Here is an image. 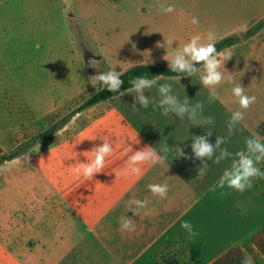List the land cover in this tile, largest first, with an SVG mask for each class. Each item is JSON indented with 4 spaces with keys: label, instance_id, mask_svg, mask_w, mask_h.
Wrapping results in <instances>:
<instances>
[{
    "label": "crops",
    "instance_id": "crops-1",
    "mask_svg": "<svg viewBox=\"0 0 264 264\" xmlns=\"http://www.w3.org/2000/svg\"><path fill=\"white\" fill-rule=\"evenodd\" d=\"M56 1L66 5L63 23L71 40H74L73 26L80 23L96 39H107L108 44L117 46L132 43L169 46L168 40H173L172 45L181 44L176 41L190 40L196 34L206 37L209 32L221 39L245 30L264 17V0H69L79 8L82 18L78 20V15L69 11L66 0ZM108 1L116 12L112 17L118 23L116 28L129 32H118L114 26L106 28L109 32L100 31L105 28L95 26L93 21L100 19L96 12ZM137 1L141 5L137 11L139 17L132 23L127 22L128 16L121 17V12L128 13L137 6ZM160 3L174 5L175 11L162 13ZM51 6V0H44L42 8L34 4L23 10V0L4 6L0 0V47L7 33L18 44L22 43L26 31L28 37L36 35V24L42 21L38 16L49 18ZM193 17L198 18L197 25L191 23ZM133 31H140L139 37L135 38ZM62 89L51 91L48 105L44 104L43 108L51 109L53 93H60ZM32 109L37 108L32 106ZM160 118L142 120L141 125L162 124L165 128ZM140 126L120 115L118 108L106 109L60 150L45 151L33 160L24 159V154L2 164L1 203L5 202L2 191H14L24 184H29L27 194H34L37 200L34 201L35 212L30 219L23 220V224L21 219H15L16 215H10L7 224H12L0 226V264H172L174 258V264H212V254L221 248L214 246L211 220L207 226L206 193L176 183L179 178L170 173L168 167L152 169L148 164L142 167L139 176L120 174L127 166L124 149L131 147L135 151L148 146L138 129ZM1 131L0 137L5 136V130ZM103 139H108L114 147L103 171L90 180L76 177L72 166L91 159L89 151L102 144ZM157 183L168 185L166 198L161 199L149 191L148 185ZM134 198L148 201L139 216L128 211L127 202ZM7 202L14 210L20 205L14 197ZM200 205L204 213L198 215ZM122 216L132 218L136 226L134 232L121 231ZM184 221L191 222L196 235L190 236L181 228ZM200 221L204 222L202 231L197 230Z\"/></svg>",
    "mask_w": 264,
    "mask_h": 264
},
{
    "label": "rangeland",
    "instance_id": "rangeland-1",
    "mask_svg": "<svg viewBox=\"0 0 264 264\" xmlns=\"http://www.w3.org/2000/svg\"><path fill=\"white\" fill-rule=\"evenodd\" d=\"M14 1L18 0H2V6ZM51 1L49 18L38 16L42 21H37L36 35L28 37V31H26L22 43L18 44L11 38V34L7 33L0 47V128L5 130V136L0 137V147L5 151H11L17 144L47 130L52 124L71 114L79 105L95 94L97 89L102 87L92 79V76L98 72L107 71L109 68L123 72L140 63L168 67V61L163 57L166 54L170 57L174 51L181 49L189 41L177 40L176 42H181V44L164 47L144 46L135 43L110 45L107 43V39H96V36L80 23L73 26L74 40H71L66 34L63 23V12H66L63 11V8L66 5H63L62 1ZM67 2L69 11L78 15V20H81L77 5L69 0ZM34 4L38 8H42L44 0H23V6H25L23 10L30 5L34 7ZM87 4L89 2H86ZM95 8L97 9V6ZM139 9H141V5L137 1V6H133L128 13L121 12L120 16H128L127 22L131 21L132 23L136 17H139V13H137ZM132 10H134L133 14ZM96 13L99 14L100 19L93 23L97 28H99L98 26L105 28L100 31L109 32L107 29L118 26L117 21L114 22L112 19L116 12L109 1ZM96 13L94 14L95 18L98 15ZM116 31L129 32L124 29ZM33 33L35 32L33 31ZM139 33L140 31H133L134 37H139ZM218 40H220L219 37L215 42ZM223 52L226 54L230 52L232 55L228 61H225L224 68L230 72L233 82L229 83L226 80L217 86L216 91L219 98L212 102H209L208 99L209 90L200 83L199 73L192 77L181 76L180 80L172 77L158 82V84H170L172 94L181 100L188 99L190 104L202 102L204 104L203 114L213 119L212 125L204 127L192 125L187 116L180 119L175 113L163 117L161 111L159 109L153 111L151 105L145 109L137 104L134 110L135 96L128 94L119 99H111L97 108L75 114L68 124L55 133V142L52 146L39 143L25 155L24 159L33 160L39 155H43L45 151L60 150L65 147L66 143H71V140L79 132L106 109L118 108L120 115L138 126L141 125L142 120H156L161 117L160 119L166 124L165 128L162 124L155 126V124L146 123L138 129L145 137L147 145L158 147L160 142L166 139V143L170 148L173 147V151L169 153L164 164H149L148 166L152 169L168 167L171 169L169 172L174 173L177 179L179 178L176 183L187 187H196L198 193L207 194V226L211 220L212 233L215 237L214 246L221 248V251L212 254L213 260L215 261L226 254L232 247L238 246L248 253L253 264H264L263 254L252 243L253 236L264 228V179L254 180V186L243 193L227 187H217L215 191H211L210 189L218 183L225 169L230 167L231 159L223 160L219 164L208 161L210 168L203 177L198 178L197 169L200 167L201 161L194 157L191 149L192 137L205 135L206 131L212 132V135L208 137L212 144H215L217 136L226 137L227 142L222 147L227 148L233 154L244 149L245 139L253 134H258L264 141L262 129L264 126V29L254 38ZM86 53L101 57L99 69L85 65ZM224 68L222 67L221 70L224 71ZM228 72L225 73L226 76ZM236 84H241L244 87L246 95L256 97L255 103L247 110L239 109L236 98L232 95L231 90ZM60 88H63L60 93L56 92L52 95L53 107L51 109L43 108L44 104L48 105L51 91ZM145 95L154 101L160 99L157 87L146 90ZM32 106L37 109H32ZM237 110L243 111V120L229 135L227 122L232 112ZM1 129L0 133H2ZM0 136L2 135L0 134ZM176 146L182 147L187 155L192 156V159L186 160L179 157ZM216 154H219V150ZM144 166L147 165L141 167ZM257 166L261 171H264V161ZM162 174L160 173V175ZM156 178L158 179V177ZM28 186L29 184H24L14 191L1 192V194L5 192L3 194L4 205L0 200L1 227L12 224H7L10 215H16L15 219H21L23 224V220L30 219L32 213L35 212L34 201L37 200V197L34 194H27ZM12 197L16 203L18 200L20 201V205L15 207V210L7 202ZM38 198L41 200L42 196ZM203 213V206H197V214ZM198 224L197 230L202 231L204 222L200 221ZM221 241L223 242L220 243ZM175 262L174 258L171 263Z\"/></svg>",
    "mask_w": 264,
    "mask_h": 264
},
{
    "label": "clouds",
    "instance_id": "clouds-1",
    "mask_svg": "<svg viewBox=\"0 0 264 264\" xmlns=\"http://www.w3.org/2000/svg\"><path fill=\"white\" fill-rule=\"evenodd\" d=\"M67 2V0H66ZM159 10L164 14H171L175 11L174 5L159 4ZM193 25L199 23L198 18L191 19ZM216 36L214 33L209 32L206 37L200 34L193 35L190 40L183 45L179 50L169 57L166 54L163 59L168 61V67L171 72L180 73L188 77H192L199 73V79L202 86L209 90V102L219 98L216 91L217 86L224 83L226 80L232 83V76L224 68L225 61H228L232 55L231 53H224L217 50L215 46ZM172 46L173 40L166 42ZM158 47H164L159 45ZM100 61L93 59L89 63V67L93 69L100 68ZM201 65V67H197ZM224 68V71L221 68ZM226 72L228 75L226 76ZM123 72L109 68L107 71L98 72L92 76V79L98 82L102 87L97 91L107 90L113 95L112 99H119L128 94H134L135 100L133 102V109L139 104L142 108H153V111L159 109L161 114L168 116L170 113H175L180 119H187L191 121L192 125L207 126L214 123L210 116L203 114L204 104L197 102L190 104L188 99L181 100L176 95L172 94V87L168 83H159L172 77L169 76H153L149 78L146 75H139L129 79L130 87L121 91L124 81L121 79ZM180 80V76L175 77ZM157 87L160 99L154 101L148 95H145L146 90ZM232 95L236 98L239 109L247 110L255 103V96H248L245 94L244 87L241 84H236L232 88ZM182 101V102H181ZM243 120V111L237 110L232 112L230 119L227 122L228 133L231 135L236 125ZM212 135L211 131H206L205 135L193 136L191 149L194 157L201 161L200 167L197 169V177H203L209 167L208 161L214 164H219L221 161L231 159L230 167L225 169L218 183L213 186L211 191L219 188H229L240 193L251 189L256 179H264V171L257 166L260 162L264 161V141L261 140L258 134H253L251 137L245 139V148L237 151L235 154L231 153L227 148L222 147L227 142L224 136H217L215 144L209 142L208 137ZM138 143L140 141L138 140ZM219 154L217 155V151ZM173 151L166 143V139L160 142L158 147L144 146L138 150L133 151L131 147L125 148L123 155L127 156L126 167L120 173L121 175H136L142 174V165H155L164 164L169 153ZM176 151L179 157L184 159H192V156L187 155L182 147L176 146ZM91 159L87 158V162H77L72 166V172L76 177H82L85 180L92 179L97 173L103 171L106 165V158L111 156L114 152L113 144L108 139H103V143L94 147L91 151ZM131 152L129 155L128 153ZM149 191L154 196L161 199L166 198L168 193V185L165 184H150L148 185ZM148 201L140 199H131L127 202L128 211H131L135 216H139L141 210L147 206ZM121 231L134 232L136 226L131 217L120 218ZM181 228L185 229L190 236L196 235L193 231V225L189 221H184ZM242 264H253L250 256H244Z\"/></svg>",
    "mask_w": 264,
    "mask_h": 264
},
{
    "label": "trees",
    "instance_id": "trees-1",
    "mask_svg": "<svg viewBox=\"0 0 264 264\" xmlns=\"http://www.w3.org/2000/svg\"><path fill=\"white\" fill-rule=\"evenodd\" d=\"M263 29L264 17L250 24L243 31L234 32L232 34L222 37L220 40L215 42V46L218 51L223 52L228 48H231L237 44L252 39ZM197 67H201V65H197ZM139 75H146L149 78L159 75L169 77L186 76L180 73L171 72L169 67L166 66L149 63H140L123 71V76L121 77V79L124 81V84L121 88V91H124L126 88L130 87L128 83L129 79ZM113 95L116 94L111 93L106 89L102 91H97L90 98H88L81 105H79L71 114L55 122L47 130L19 143L15 148H13V150L5 151L3 148L0 147V166L5 162L12 161L15 158L27 154L39 143H42L45 146L52 145L54 142L55 133L62 127H64L66 124H68V122L72 119L75 114L82 113L101 102L111 100V97ZM262 129L264 134V126L262 127ZM252 243L259 249V251L264 256V228L260 233H257L253 236ZM244 256H248V253L242 247L235 246L232 247L226 254L219 257L212 264H242Z\"/></svg>",
    "mask_w": 264,
    "mask_h": 264
},
{
    "label": "water",
    "instance_id": "water-1",
    "mask_svg": "<svg viewBox=\"0 0 264 264\" xmlns=\"http://www.w3.org/2000/svg\"><path fill=\"white\" fill-rule=\"evenodd\" d=\"M84 58H85V65H86L87 67H89V63H90V61H92L93 59H95V60H97V61L100 60V57L94 56V55H92L91 53H86Z\"/></svg>",
    "mask_w": 264,
    "mask_h": 264
}]
</instances>
